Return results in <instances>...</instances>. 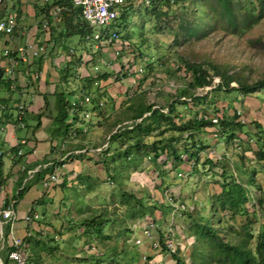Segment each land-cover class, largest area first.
Here are the masks:
<instances>
[{
	"label": "rangeland",
	"instance_id": "374dc122",
	"mask_svg": "<svg viewBox=\"0 0 264 264\" xmlns=\"http://www.w3.org/2000/svg\"><path fill=\"white\" fill-rule=\"evenodd\" d=\"M51 1L29 0L26 4L33 11L34 3L45 6ZM10 2L11 0L5 2V12L9 9ZM233 2L237 22L235 27L227 21L213 0H198L183 6L158 4L159 11L165 13L159 17L150 12L151 6L143 3V0H125V5L132 9L125 22L120 19L116 22L122 44L118 42L114 46H126L133 53H143L154 58L152 63L144 64L143 74L137 76L124 73V77L128 78L125 80L120 76L112 78L122 64L121 59L115 57L113 45L97 46L96 40L84 41L72 36L69 44L83 59H89L84 63L86 71L90 75L109 73V77L102 83H105L102 86L105 87L104 91L95 96V99L104 102L99 117L94 114L89 121H82L86 132L73 134L74 138L83 135L86 139L87 152H83L86 161L83 164L82 177L75 178L77 182L72 184L73 187L62 189L65 198L61 200L63 203L58 213L60 216L56 218L57 214H53L54 217L51 216L53 218L50 219L39 218L31 221L27 228L24 227L22 235L15 236L22 240L28 233L39 231L41 239L51 246L49 251L37 249L40 264H150L143 259V255L148 257L153 252L150 245H134L129 241V238L140 235V227L136 225V218L129 217L128 207L119 202L121 190L133 193L146 203L155 201L161 204L152 215L148 214L144 218H158V227H169L172 223V229L177 230L182 247L178 248L176 254L179 262H173L174 264H221L215 260L205 240L197 239L190 231V225L192 217L203 215L211 220L225 241L236 243L245 235L243 224L246 222V215L213 208V196L221 190L220 185L224 179L222 173L225 172L246 184L250 198L245 205L247 219L254 218L250 228L253 235H257L264 220V160L259 161L255 157L258 147L264 143V90L243 95L236 90L215 89L208 94L206 100L196 102L186 96L181 99H186L187 103H176V123L194 118L201 112L215 115L217 111L223 110L231 116L236 111L245 125L232 139L220 135L215 137L213 129L209 127L202 129L190 141H187L186 135L169 130L162 134H159L160 130L148 134L132 130L123 134L125 128L131 129L141 121V118L133 119L138 107L151 104L162 107L167 112V106L179 96L181 89L193 90L188 87L190 77L184 69L185 61L204 63L205 66L206 63L216 65L219 70L247 83L264 76V14L255 22L248 12L254 7L261 8L264 0ZM245 13L247 15L244 16ZM183 21L189 25L198 24V34L189 36L185 33L179 25ZM54 27L57 28L54 30L57 34L60 29L58 21L53 23ZM104 31L105 28L102 27L93 29L94 33ZM13 36L10 37L13 46L22 44L17 39L20 36L16 33ZM61 41V38L56 37V42ZM2 48L3 45L0 44V55ZM126 54L127 51L123 48L121 55ZM75 57L77 58L76 55ZM103 60L109 63L107 69L102 66ZM3 63L0 58V64ZM95 66L98 68L96 72ZM52 67L59 71L62 64L59 62L58 66ZM58 73L61 75L62 70ZM219 80L214 75L211 86L195 89L193 92L203 95ZM72 82L75 84L74 80ZM230 86H237V83L231 82ZM66 96L70 99L72 94L66 93ZM115 132L122 134L118 140L109 142L108 137ZM171 137L178 139L171 146L178 151L181 163L173 160L170 149H167V156V153L162 154L158 160L153 161L151 143L161 139L166 143ZM137 139L140 142L138 148H135ZM198 140L199 145L193 146ZM146 146L148 148L142 149ZM97 148L101 150L97 151ZM129 150L128 157L116 155L117 152ZM186 150L197 151L198 159H189ZM103 156L109 157L106 165L101 160ZM242 168L245 169L244 172ZM179 170L186 173V176L177 177ZM107 177L113 182L110 183ZM167 195L174 197L177 203H184L187 210L176 213L170 219L171 208L164 203ZM193 196L197 197L194 202ZM69 198L77 199L76 204L69 203ZM260 199L262 204L259 205ZM193 203L195 210L189 212L188 209L194 206ZM25 206L26 203H22V207ZM99 213L108 220L102 227L104 235L109 238L89 234L81 226L84 218ZM3 225L1 223L0 234ZM4 236L0 237V258L1 251H4L2 247L6 244ZM255 241L253 238L249 243L252 251ZM22 248L27 259L31 250L28 245H23Z\"/></svg>",
	"mask_w": 264,
	"mask_h": 264
},
{
	"label": "trees",
	"instance_id": "16d2710c",
	"mask_svg": "<svg viewBox=\"0 0 264 264\" xmlns=\"http://www.w3.org/2000/svg\"><path fill=\"white\" fill-rule=\"evenodd\" d=\"M7 0L0 1V18L5 15V8ZM150 1V12L159 17L162 14L158 9V4L170 6L173 4H181L188 5L190 3H195L198 0H149ZM222 10L221 13L225 15L227 21L233 25L234 27L237 25L236 18H235V5L233 0H213ZM261 2V0H258ZM60 6L61 12L59 13L58 17V26L60 28L59 32L56 35L54 29H52L53 38H69L72 36H77L80 39L86 38L89 34L92 33V29L89 28L86 23L81 18L80 8L73 5L72 0H52L51 3L45 4V6H40L37 3L34 4L35 15L39 18L38 25L44 19L49 20L48 10L54 6ZM131 6L125 5L123 10L120 13L119 19L125 22L128 18L129 11L131 10ZM264 4L262 3V7H254L253 9H249V15L253 17V19L258 21L264 14ZM247 12V11H246ZM247 15L246 13L244 16ZM189 25L186 21L181 22L179 25L180 27L185 30L189 36H194L198 34V24L197 25ZM3 35L0 34V40ZM85 40V39H84ZM43 56L40 55L36 58L32 59L31 66L35 71H40L43 64ZM184 69L187 71V74L190 77V81L188 83L189 89H197V88H206L207 86H211L213 81V76H218L219 81L214 85L213 88L208 89L205 94L203 95H195L193 90H186L181 89L179 96L175 98L168 106L167 112H164L162 107H154V105H142L135 110L133 115V119L141 118L139 123H136L131 129L125 128L123 130V134L129 131H139L140 133L148 134L155 130H160L159 134L169 130L179 133L180 135H186L187 141H190V138H194L195 135L200 134L202 129L205 128H212L213 133L216 136L220 135L226 139L235 138V136L241 132L244 128V123L239 119V115L236 111H234L233 115L229 116L223 110L217 111L215 115L208 114V113H200L205 114L208 118H204L203 116L199 117L196 116L194 118L187 119L185 121H180L178 123L175 122V118L178 117L176 111V103H187L186 99H181L182 97L188 96L192 101H202L208 99V94L215 89H224L226 91L236 90L243 95H250L254 94L260 90H264V76L252 83H247L245 81H241L235 78L232 75H228L227 72L219 70L216 65L206 63H194V62H184ZM64 76V77H63ZM62 78H65V74ZM109 77V73H102L96 75H88L84 77L85 86H91L94 81L97 80H106ZM231 82H236L237 86H230ZM18 85L16 89L10 88V79L6 78L3 75V69L0 66V93H4V95H0V104L8 105L5 111H0V125L5 124L7 122H12L17 125V119L13 116L12 110L14 108H10V97L11 95H15L18 97ZM56 94V109L57 113L55 117L52 119V122L55 123L54 130L50 131L51 135L59 136L64 134L66 136L67 131L71 123L75 120L76 116H74L73 120L68 122V109H69V101L65 97V93L63 91H55ZM181 100V101H180ZM45 106H47V101L45 99ZM43 113H37L32 115L33 122L29 123L26 118V111L23 115L22 122L23 128L26 130L27 139H33V134L36 129L41 126V117ZM210 117H217L218 123H213ZM199 117V118H198ZM256 126H259L258 123H255ZM162 126L164 129L161 130ZM21 129V128H19ZM125 132V133H124ZM121 132H115L108 137L109 142H114L118 140L121 136ZM138 140V139H137ZM135 143V148H138L140 139ZM197 140V139H196ZM178 139L176 137H171L166 143L164 140L154 141L150 145V151L153 153L152 159L156 161L160 158L162 154H169L167 149L171 150V154L173 155V160L181 163L180 155L178 151L171 146L172 142H176ZM199 140L196 143H193V146H198ZM1 146V145H0ZM21 144H16L8 149L7 152L12 153V157L15 158V162L18 163L21 161L22 157L26 154H29L33 151V149H27L25 153L18 154V150L21 148ZM1 148V147H0ZM147 146L142 148L146 149ZM206 148V147H205ZM147 152V151H146ZM189 154V159L197 160L198 154L197 151H189L186 150ZM130 153L129 151L124 152H117L116 155L126 156L128 157ZM5 152L1 151L0 153V187H2L7 179L8 176L4 174V161L3 158L5 156ZM223 158V156L221 155ZM255 157L261 161L264 160V143L258 147L257 151L255 152ZM109 157L103 156L101 160L106 165V160ZM52 169V166H48L46 168H41L37 170L31 178H28L29 173L27 169H24L16 182L14 183L13 193L11 198L4 199L2 207H6L10 204L11 200L17 202L19 199L23 197L25 192L28 188L41 179L43 175H45L48 171ZM244 168L242 171L244 172ZM224 179L221 182V190L213 196V208H218L221 211H229L231 213H240L246 215V222L243 224V228H245V235L236 243H231L225 241L218 233L216 227L212 225V222L209 218H206L203 215H197V217L191 218V225L190 231L195 234L197 239L205 240L207 246L211 249L213 257L218 263L221 264H264V220L259 226V231L256 236L253 235L250 225L252 224L253 219H247L248 214L245 205L249 202V192L247 190L246 184L240 181L237 177L229 174L228 172L222 173ZM26 179V180H25ZM119 202L128 207L129 217L139 218L144 217L146 215H152L155 210H157L161 204L153 201L152 203H146L142 198L136 197L131 192H126L121 190L119 193ZM14 202V204H15ZM258 204H262V199L258 200ZM32 211V208L30 209ZM190 214V213H189ZM191 217V215H188ZM0 221H3L2 217L0 216ZM108 221L101 213L93 215L92 217L84 218L81 222V226L85 228V230L92 235H95L99 238H109L104 235L103 231V223ZM74 227V225H72ZM10 231V224L4 223L2 232L3 235L7 236ZM34 234V235H33ZM33 234L28 233L26 236L23 237L22 243L24 246H29L30 255L26 259L25 264H40L38 261V253L37 249L40 250H50L51 246H49L48 242L43 241L41 238V234L39 231H35ZM255 238V246L254 251L249 247L250 241ZM1 258L3 264H10V260L8 259L7 252L1 251ZM173 258L176 262H179V259L176 258V254L173 255Z\"/></svg>",
	"mask_w": 264,
	"mask_h": 264
},
{
	"label": "crops",
	"instance_id": "0c3cea01",
	"mask_svg": "<svg viewBox=\"0 0 264 264\" xmlns=\"http://www.w3.org/2000/svg\"><path fill=\"white\" fill-rule=\"evenodd\" d=\"M27 1L29 0H11L9 9H6L5 15H8L13 10L18 11L19 25L13 34L16 33L18 36H20V38L17 39H20L22 44H24L26 39H29L35 44H43L46 46V53L44 54L45 56L42 55L44 60L40 71H35L33 69L31 66L32 60L27 62L21 61L15 67L17 85L19 89H23L26 93L24 101L26 104L25 111L28 122H33L32 115L34 114L42 112L43 115L40 119L41 126L34 131L33 139H27L25 132L26 130L23 128V126H16L12 122H7L0 125V151H4L6 153L3 158V170L4 174L8 176L6 183L0 187V205H3L5 198L8 200L11 198L14 189V183L24 169H27L29 175L32 172L34 174L37 170L46 168L48 166H52V169L43 175L39 181L34 182V184L28 188L21 199H19L17 202L11 200L10 204L13 203L18 218L13 226V232L15 233V236L22 235L24 227L27 228V225H29V222L23 221V216L26 213L36 212L41 215L40 218L42 219L53 218V214H57L55 215L56 218L60 216L58 213L60 212L59 209H62L61 205L63 202H61V200L65 198L62 189L73 187L72 184L77 182L75 178L82 177L81 175L84 171L83 166L85 165L84 163L86 161V157L83 155V152L79 153L77 151L87 149L86 139L83 137V135L79 138H74L75 134L73 135V131H75L77 134L86 132L84 131L86 130V127L82 122L83 120L76 116L75 120L69 126L66 136L64 134L59 136L50 134V131L54 130L55 128V123L52 122V119L57 113L55 91H63L65 95L66 93H71L72 97L70 99H68L69 97L66 96L69 101L77 96L81 87H85L93 90L95 97L96 94L99 95L104 91L105 87L102 88V86H105V83L103 85L102 83L106 81L97 80L94 81L90 87L85 86L84 77L91 74L86 71L85 68V62H87L89 59H83L82 55H79V53L74 50L73 46L69 44V41L72 37L61 38L62 41L60 43L56 42V39L53 38L51 27L53 28V23L58 21L59 14L56 17L49 16V20L46 19L49 24V29L48 31H44L41 29L40 25H37L39 18H37L35 15V3L32 5L33 11H30V9L27 8L30 6L29 4H26ZM32 1L35 2L36 0ZM53 29L57 30L56 27ZM58 32L59 31H57V33ZM13 34L9 36H2V39L0 40V44L3 45L2 50L4 48L16 49V47L22 45H12L10 37H12ZM84 39L89 41L87 38ZM70 49L73 51L69 52ZM75 55L77 58H79V60L75 57ZM2 59L5 62L3 57ZM82 59L83 62L80 63ZM105 61L106 60L102 61V66L107 69L109 66L104 64ZM59 62L62 64V69L59 68V71L62 70L61 75L58 73V69L52 67L53 65L58 66ZM0 66L2 65L0 64ZM34 74H38L36 80H32V75ZM64 74L65 78H62ZM72 80L75 81V84L72 82ZM71 82L73 84V88ZM0 95L2 96L4 93H1ZM45 99L47 101V106H45ZM10 100V108H14L12 110V114L16 118L15 106L16 101L19 100V95L18 97L11 95ZM6 106L9 107L8 105ZM100 110L101 108H96L93 111V114H96L99 117ZM71 120L72 119H70V115H68V122ZM20 140L25 141V143L21 146L22 152H25L27 149H33V151L23 156L21 161L16 163L15 158L12 157V153L7 151L10 147L18 144ZM58 140H60V142H58ZM51 173L57 175L58 181L50 183L47 187L43 186V179ZM31 177L28 176V178ZM68 201L69 203L76 204L77 199L69 198ZM22 203H26L25 208L22 207ZM31 208L32 211H30ZM3 221L1 222L3 223ZM7 241L8 239L4 240L6 244H4V247H2L4 248L5 253L8 252ZM150 254L152 255L154 253Z\"/></svg>",
	"mask_w": 264,
	"mask_h": 264
},
{
	"label": "built area",
	"instance_id": "2783aa9c",
	"mask_svg": "<svg viewBox=\"0 0 264 264\" xmlns=\"http://www.w3.org/2000/svg\"><path fill=\"white\" fill-rule=\"evenodd\" d=\"M173 2V0H170ZM74 6L80 8L81 18L86 23V25L92 30L97 27L105 28L104 33H94L92 31L91 34L86 36L87 40L93 39L96 40L99 46L100 44L106 45H115L116 43H121L120 34L118 29L116 28V22L119 19L120 13L123 10L125 5V0H72ZM143 3L149 4V0H143ZM61 7L56 5L48 10V16L56 17L61 12ZM19 25V13L16 10L11 11L8 15L0 18V34L1 35H12L14 31L17 29ZM40 27L44 31H48L49 24L45 19L41 22ZM127 44V42H125ZM123 48L126 49L127 54L121 55ZM73 50L70 49L69 52ZM46 46L41 44H35L33 41L26 39L24 44L16 47V49L4 48L2 50L0 58H4L5 62L1 64L3 69V75L10 79V88L16 89V74L15 67L19 64V62H27L31 61L33 58H36L40 55L45 56ZM114 54L115 57H119L122 60L121 67L119 71H116V75L112 76L113 79L118 76L121 79L125 80L128 78L124 77V73L131 75H141L144 73V64H150L154 61V58L143 53H133L132 49L128 47L114 46ZM136 63V64H135ZM105 65L109 66V63L105 62ZM123 65V66H122ZM146 65V66H147ZM178 66L176 67V69ZM98 70L97 66L94 67V71ZM79 75V74H77ZM38 74L32 75V80H36ZM96 84V83H95ZM19 89V88H18ZM202 88H197V90H201ZM19 100L16 101V126H23L22 118L25 113V96L26 93L23 89H19L18 92ZM195 95H202L196 94ZM190 100V99H189ZM104 105V102L101 99H95L94 92L91 89L81 87L78 91L76 97L69 100V115L70 119L73 120L74 116H77L79 119L83 121H89L94 115L93 111L96 108H101ZM7 106L5 104H0V111H5ZM264 117V112L262 113ZM203 116L205 119L208 118L205 114H200L199 117ZM198 117V118H199ZM213 123L217 122V117H210ZM71 120V121H72ZM243 122V121H242ZM86 131V130H84ZM75 134V131H73ZM216 137V134H213ZM24 140H20L19 144H24ZM97 151H100L101 148H97ZM79 153L87 152V149H83L77 151ZM92 152V151H90ZM1 153V151H0ZM19 155L22 154V149L20 148L17 152ZM33 172L29 175L31 177ZM176 176L179 178L185 177L182 170H179L176 173ZM107 180L112 183L110 177H107ZM58 177L56 174L51 173L47 175L43 179V186L47 187L52 182H57ZM197 200L196 196H193V202ZM158 203V202H157ZM164 203L166 206L171 208V218L176 213L180 211L187 210L184 203H177V200L174 197L167 195L165 197ZM159 204V203H158ZM193 207L189 208V212L195 210V204L193 203ZM191 210V211H190ZM0 216L4 220L3 223L10 224V231L8 233V241H7V256L12 264H25L26 263V255L24 253L22 240L15 237L13 232V226L15 222L18 220L16 211L14 209L13 203L9 204L6 207H2L0 205ZM145 217V216H144ZM139 217L136 218V225L140 227V235L129 238V241L134 245H142L149 244L150 249L154 254H149L152 256L151 258L146 255H143V259L148 261L150 264H174L178 263L173 258L174 254L178 253V248H181V244L179 243V236L177 235V230L172 229V223L169 224V227H165L164 225H159L158 227V218H144ZM40 218L38 213H26L23 216L24 222H31ZM175 228V227H174ZM3 233L0 234V237L3 238ZM6 236V237H7ZM6 240V238H5ZM156 252V253H155ZM149 258V260L147 259Z\"/></svg>",
	"mask_w": 264,
	"mask_h": 264
},
{
	"label": "water",
	"instance_id": "95a60500",
	"mask_svg": "<svg viewBox=\"0 0 264 264\" xmlns=\"http://www.w3.org/2000/svg\"><path fill=\"white\" fill-rule=\"evenodd\" d=\"M1 1V0H0ZM1 221H0V231H1ZM0 264H2L1 258H0Z\"/></svg>",
	"mask_w": 264,
	"mask_h": 264
}]
</instances>
